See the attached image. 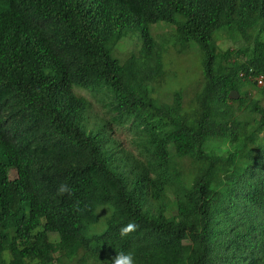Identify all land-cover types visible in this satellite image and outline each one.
<instances>
[{"label":"trees","instance_id":"trees-1","mask_svg":"<svg viewBox=\"0 0 264 264\" xmlns=\"http://www.w3.org/2000/svg\"><path fill=\"white\" fill-rule=\"evenodd\" d=\"M158 22L171 30L154 42ZM127 37L139 47L120 60ZM164 44L201 52L186 103ZM259 76L264 0H0V264H103L120 251L136 264H264ZM74 89L102 95L105 121ZM113 126H128L136 154ZM211 139L228 148L217 155Z\"/></svg>","mask_w":264,"mask_h":264},{"label":"rangeland","instance_id":"rangeland-1","mask_svg":"<svg viewBox=\"0 0 264 264\" xmlns=\"http://www.w3.org/2000/svg\"><path fill=\"white\" fill-rule=\"evenodd\" d=\"M171 30V26L162 22L155 23L153 25L148 26V31L155 42H159L161 39L166 38L168 33ZM217 46L220 50L225 49H234V44L225 39H220L217 41ZM138 43L134 40L133 37H127L122 39L115 50L116 58L123 60L129 54L134 53L138 50ZM165 51L162 54V62L164 64V69L166 71H171V75H176L177 77L173 78L177 83L180 82V85L177 87L181 89V86L184 84L183 90V103L188 102V100L192 96V88L196 84V82L200 79V74L198 70L199 60L201 56V52L198 49H189L186 54L177 55L174 53L173 49L169 44H164ZM190 47V46H189ZM188 47V48H189ZM174 72V74H172ZM169 74V75H170ZM173 85V83H172ZM163 87V86H162ZM250 93L252 90L247 88ZM73 93L77 96L84 98L91 107L92 115L96 120H104L106 115L100 106V99L102 95L98 92H90L84 90L74 89ZM255 96V93H252ZM261 105L264 106V99L261 101ZM105 117V118H104ZM95 124V123H93ZM92 122H90L89 128L93 127ZM112 137L120 143L124 150L132 152V154L137 153L136 146L132 143L133 136L132 131L128 128V126L124 127H112ZM225 141L222 139H211L206 142V148L213 149L217 155H220L223 149H227L228 147L224 144ZM218 147V148H217ZM217 148V150H216ZM221 150V151H220ZM222 170V168H218ZM9 178H14V173L12 171L9 172Z\"/></svg>","mask_w":264,"mask_h":264},{"label":"clouds","instance_id":"clouds-1","mask_svg":"<svg viewBox=\"0 0 264 264\" xmlns=\"http://www.w3.org/2000/svg\"><path fill=\"white\" fill-rule=\"evenodd\" d=\"M74 190L67 184V183H61L57 189L56 194L58 196H64L68 195L69 197L73 194ZM74 211H80L79 201H74L73 203ZM115 209H110V212H114ZM137 225L134 222H129L127 225L121 227L119 229V235L121 237H126L129 234L135 232L137 230ZM98 264H101L100 261H98ZM103 264H136L134 254L131 251L125 252L120 251L117 252L114 257L111 258L110 261H105Z\"/></svg>","mask_w":264,"mask_h":264},{"label":"built area","instance_id":"built-area-1","mask_svg":"<svg viewBox=\"0 0 264 264\" xmlns=\"http://www.w3.org/2000/svg\"><path fill=\"white\" fill-rule=\"evenodd\" d=\"M255 81H256V85L258 87L264 88V82H263L262 76L257 77V79Z\"/></svg>","mask_w":264,"mask_h":264},{"label":"water","instance_id":"water-1","mask_svg":"<svg viewBox=\"0 0 264 264\" xmlns=\"http://www.w3.org/2000/svg\"><path fill=\"white\" fill-rule=\"evenodd\" d=\"M228 98H229V99H236V98H237V94H236L235 92H230V93L228 94Z\"/></svg>","mask_w":264,"mask_h":264}]
</instances>
